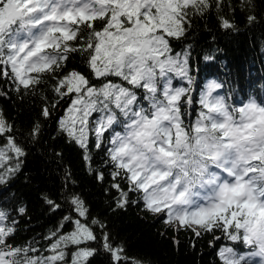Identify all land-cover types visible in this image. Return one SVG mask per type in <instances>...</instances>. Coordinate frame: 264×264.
Masks as SVG:
<instances>
[{
	"label": "snow or ice",
	"instance_id": "snow-or-ice-1",
	"mask_svg": "<svg viewBox=\"0 0 264 264\" xmlns=\"http://www.w3.org/2000/svg\"><path fill=\"white\" fill-rule=\"evenodd\" d=\"M223 4L224 0H0V78L19 92L21 87L34 90L45 75L51 77L57 99L51 107L45 103L41 115L50 117L61 101H69L58 128L84 150L85 161L91 160L90 134L97 149L110 134L111 175L126 180L128 191L140 193L145 210L164 214L166 223L196 236L219 231L248 249L221 247L222 264H264V99L229 104L214 94L221 84L211 81L200 93L195 120L186 123L194 102L191 89L173 85L177 77L189 85L192 81L189 52L174 53L172 41L186 35L194 16L202 17L213 7L220 10ZM237 7L251 11L255 3L229 2L231 12ZM247 19L251 23L255 16ZM221 22L224 28L234 26L223 17ZM71 54L81 56L89 75L64 71ZM13 128L0 109V184L19 170L25 155ZM40 131L39 122H34L32 137ZM112 187L120 194L117 206L125 207L128 193L119 183ZM44 199L53 211L61 207ZM71 205L80 217L88 214L78 195L71 196ZM16 223L0 209V264H86L97 254V249L81 247L97 240L93 228L70 214L44 237L49 244L43 250L10 243ZM66 223L74 224L72 231L62 232ZM102 241L112 264L130 259L122 246H113L107 233ZM70 246L76 250L69 260Z\"/></svg>",
	"mask_w": 264,
	"mask_h": 264
},
{
	"label": "trees",
	"instance_id": "trees-1",
	"mask_svg": "<svg viewBox=\"0 0 264 264\" xmlns=\"http://www.w3.org/2000/svg\"><path fill=\"white\" fill-rule=\"evenodd\" d=\"M229 2L233 6L237 4V0H224L220 10L213 7L202 17L194 16L186 35L172 41L174 53L189 52L187 68L191 85L179 77L173 80L174 86L190 87V95L194 98L186 123L195 120L200 109V93L211 81L221 84L219 93L229 104L239 106L250 98L264 99V0H254L255 8L251 11L242 12L237 7L234 13L229 9ZM248 15H254L255 20L250 23ZM221 17L234 26L224 28ZM70 69L89 75L79 54L70 55L64 71ZM92 83L99 82L93 79ZM54 85L55 81L45 75L34 90L26 91L21 87L17 92L7 79L0 78V109L14 125L12 134L25 153L20 158L19 170L0 184V209L7 210L9 219L17 221L10 243L46 249L49 241L44 237L70 214L73 219L89 224L97 235L96 241L81 245L97 249V254L86 264H112L102 247L104 233L108 234L113 246L123 247V255L130 258L124 264L136 260L143 264H222L218 256L221 247H234L239 252L248 250L240 243L227 240L219 231L201 232L196 236L190 230L166 223L164 214L145 210L140 193L128 191L126 180L120 177L114 180L111 175L114 168L107 154L110 134L106 133L100 149L95 147V136L90 134L88 153L91 160L85 161L84 150L58 128L57 122L69 101H61L50 117L41 115L45 103L51 107L52 101L57 99ZM144 104L147 107V103ZM34 122L41 126L35 138L31 135ZM115 130L122 131V128L116 126ZM3 142L0 139V143ZM3 171L0 168V172ZM100 174L103 180L98 179ZM113 183H119L128 193L129 202L123 208L117 206L120 194L112 187ZM73 194L84 200L89 210L85 217L74 211ZM45 196L61 207L53 211ZM21 207L24 213H19ZM93 219L100 223L92 225ZM73 228V223H66L62 232ZM214 235L221 239L214 241ZM75 250L70 246L69 260Z\"/></svg>",
	"mask_w": 264,
	"mask_h": 264
},
{
	"label": "rangeland",
	"instance_id": "rangeland-1",
	"mask_svg": "<svg viewBox=\"0 0 264 264\" xmlns=\"http://www.w3.org/2000/svg\"><path fill=\"white\" fill-rule=\"evenodd\" d=\"M215 82H216V81H215ZM217 83H218V82H217ZM217 91H218V92H217ZM214 94H219V90L217 89V90H216V93H214ZM219 95H220V94H219Z\"/></svg>",
	"mask_w": 264,
	"mask_h": 264
}]
</instances>
